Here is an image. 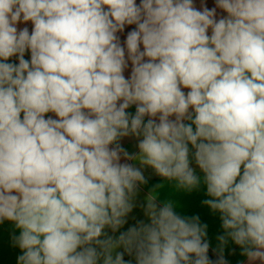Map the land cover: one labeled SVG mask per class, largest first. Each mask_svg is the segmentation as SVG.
<instances>
[{
    "label": "clouds",
    "instance_id": "1",
    "mask_svg": "<svg viewBox=\"0 0 264 264\" xmlns=\"http://www.w3.org/2000/svg\"><path fill=\"white\" fill-rule=\"evenodd\" d=\"M216 8L227 15L217 20ZM216 8L0 0V224L19 230L18 264H126L123 252L113 256L120 247L136 264H213L200 217L177 214L172 199L158 206L166 182L173 191L206 187L202 203L225 231L215 264H226L229 238L250 264H264V0H216ZM125 25H135L127 60L116 35ZM13 56L18 65L7 62ZM130 134L142 137L138 155L118 142ZM189 144L203 176L190 167ZM121 155L165 183L146 197L150 223L113 239L104 229L126 223L148 183Z\"/></svg>",
    "mask_w": 264,
    "mask_h": 264
},
{
    "label": "crops",
    "instance_id": "2",
    "mask_svg": "<svg viewBox=\"0 0 264 264\" xmlns=\"http://www.w3.org/2000/svg\"><path fill=\"white\" fill-rule=\"evenodd\" d=\"M141 0H136L137 5H139ZM194 6L197 10H203V8L207 7L208 9L216 8V0H193ZM227 14L223 12V10L216 8V19H220L221 17L226 16ZM27 27L29 29V33H31L33 25L31 22H20L17 24L18 31ZM135 28V25H125V28L122 32H118L116 35L119 38V42L121 46L125 47L126 52V60H127V50H126V38L130 31ZM211 34V30L209 29V35ZM141 50H143V46L141 45ZM24 58L30 61L31 53L30 50L25 52ZM8 63H13L18 65L19 59L18 56L10 57L7 61ZM132 71L131 61H128V66L124 70V76L126 79L130 78ZM185 93L189 91V89H182ZM130 115H135L136 105L130 106L126 110ZM192 111V109H190ZM23 114H21L22 117ZM52 117L53 119H57L54 113L45 114V118ZM149 117H145V123ZM170 119H174V117H170ZM158 122V118H157ZM185 123H190V121L185 120ZM195 129V126L193 125ZM142 137H136L134 135H129L127 137L121 138L118 142L120 146L125 149L130 155H138L139 148L138 144ZM189 146V160L190 167L195 170V174L197 176H203V172L199 169L198 165L194 159L195 149L191 144ZM110 147H114L111 145ZM121 163H129L133 166L140 168L143 172L145 179L148 181L146 185H138L136 195L134 196L132 203L134 205L132 211L125 217L126 223L119 228L116 232H113L110 228H105L104 232L107 233L108 236H111L113 239L119 237V235L123 232H126L131 227H138L140 222L144 224H149L150 219L145 214V208L147 204L146 197L150 191V189L159 183H165L162 177L158 176L154 169L149 166H141L138 160H126L121 155ZM243 171V166L241 169V174ZM175 182H166V187L160 191L159 198L157 200L158 206H162V203L166 199H172L173 201L179 204V207H175L174 210L177 214L184 217H192L199 216L200 223L207 225V236L206 240L209 242V251L208 257L209 260L215 264V262L219 259L221 255V245L218 240L219 236L225 235V231L222 228V221L220 219V213L212 211L207 205H204L202 201L205 199H210L206 194V187L201 184L198 189H195L191 192L185 191H173V185ZM19 230L15 228L14 224L5 221L3 224H0V264H18L17 258L22 255V250L13 243V236H18ZM104 237L102 236L101 239ZM242 248L239 245H236L230 238L227 239V243L223 245V258L226 264H250L248 258L245 255H242ZM116 252L124 253V260L127 262H131V264H136L135 253L129 255L124 251L123 247L117 248L113 252V256H115ZM98 264H103L102 259L98 261ZM251 264H261L260 261L251 262Z\"/></svg>",
    "mask_w": 264,
    "mask_h": 264
}]
</instances>
